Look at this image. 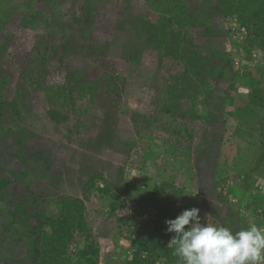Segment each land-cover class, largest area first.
Here are the masks:
<instances>
[{
    "label": "rangeland",
    "instance_id": "1",
    "mask_svg": "<svg viewBox=\"0 0 264 264\" xmlns=\"http://www.w3.org/2000/svg\"><path fill=\"white\" fill-rule=\"evenodd\" d=\"M94 1L95 8L90 10L84 8V0H56V7L50 10L49 4L37 0L32 7L26 0H0V10H5L0 12L3 25L0 27V95L15 103L13 111L8 107L7 113L1 112L0 106L5 128L0 133V176L8 174L7 168H24L14 156L19 139H24L26 154L31 155L25 182L11 178L5 202L0 201V264H25L26 261L28 252L23 232L6 231L3 226L14 202L30 205L34 199L25 193L26 183L37 193L44 208L56 212L61 208L57 198L82 197V186L89 175L94 171L103 173L113 190L125 195L126 203L118 215L108 217V203L101 194H95L86 202V215L100 249L98 264H110L112 255L117 259L114 264H119L125 254L120 247L128 244L127 239H121L122 245L112 255L110 250L121 238L122 231L129 232L130 217L142 211V205L134 200L171 186L177 196L182 195L177 202L178 211L197 207L203 220L218 224L230 216L233 204L238 203L235 191L242 189L243 184L233 171L235 162L228 158V146L219 145L223 135H226L224 140L234 137L244 140L240 156L256 157L254 171L264 161V144L256 150L255 120L247 117V110L238 108L241 98L258 84L262 57L256 52L240 64L244 75L237 78L234 86L229 87V76L221 79L217 64L223 63L228 55L233 56L235 46H230L227 23L216 9L218 0H186L191 15L208 21L205 27L193 24L166 27L184 35L183 45L214 61L209 62L203 81L210 82V91L215 96H207L205 105L200 101L203 95H195L200 102L192 107L194 113H209L207 122L188 114L192 104L185 98L179 101L178 107L186 115H179L178 122L156 117L160 107L173 102L166 87L181 93L187 86L176 83L175 78L183 75L184 68L174 60V55L170 56L178 53L181 45L174 39L168 49L159 47L158 36L164 28L157 23L150 1ZM32 8L48 11L47 18L55 22L48 25L40 20L35 27L22 26L21 21L33 13ZM37 34L46 37L43 47L47 59L39 65L34 62V71L29 69L30 73L22 77ZM68 70L86 72L90 81L104 76L117 78L119 93L101 82L96 95L93 90H88L86 95L75 90L78 111L68 107L64 111L67 120L56 123L49 109L58 97L55 85L64 81ZM186 84L191 86L190 82ZM226 97L233 101L231 105L225 102L226 109L237 111L238 117L223 108L213 109ZM240 120L245 123L241 124ZM8 128L13 132L22 128L23 131L17 135L7 133ZM177 128L184 135L177 133ZM185 132L193 137L188 140ZM246 161L242 160L244 166H248ZM259 171H256L253 190L264 186V172L259 174ZM224 177L228 178V187L216 186ZM225 195L230 197L229 203L223 200ZM245 196L246 203L249 195ZM30 209L33 211L31 206ZM259 209L257 215L261 213Z\"/></svg>",
    "mask_w": 264,
    "mask_h": 264
},
{
    "label": "trees",
    "instance_id": "2",
    "mask_svg": "<svg viewBox=\"0 0 264 264\" xmlns=\"http://www.w3.org/2000/svg\"><path fill=\"white\" fill-rule=\"evenodd\" d=\"M26 1H28V6L32 7V3L36 0ZM37 1L49 4L50 10L56 7V0ZM84 1L86 4L84 8H89L90 10L95 8L97 3L94 0ZM148 2L153 13L157 14V23L161 28H164L158 36L159 47L161 49H168L174 39L178 41V45H181L179 52H174L170 56L174 55L176 59H173L183 64L184 68L183 75L175 78L176 83L187 86V90L181 93H178L177 89L173 91L170 87H166V90L173 96V102L170 106L165 104L160 107V113L156 117H159L163 121L174 119L173 122H178L177 118L179 115H186L184 109L178 107L179 101L185 98L190 99L192 104L189 107L188 114L193 119L202 118L204 122H207L209 113H194L192 107H196L200 101L206 105L207 96H215L210 91L212 88L210 82L205 83L203 81L207 76L208 67L210 66L209 62L214 61H210L209 57L202 56L197 51H194V49H191L190 46L183 45L184 35L180 32H172L166 29V27L172 24H193L195 26L205 27L208 21H201L198 17L191 15V12L187 9L186 0H148ZM216 9L220 11L224 22L227 23L226 31L229 39L232 40L229 43L230 46H235L233 56L228 55L223 63H216L219 66L218 69L221 70V79L229 76V87L234 86L237 78L244 75V68H240V64L256 52L262 57L258 84L241 98L242 101L238 107L239 109L247 110V117L254 118L255 120L253 128L256 136L254 139L255 144L258 146L256 150H258L264 144V0H218ZM4 11L3 9L0 10L2 13ZM32 11V14L26 16L25 20L21 21L23 22L21 23L22 26L27 28L35 27L40 20L46 21L48 25L55 22L53 19L50 20L47 18L48 11L46 10L39 8L34 10L32 8ZM4 16L6 17V14ZM139 18L145 20V17ZM134 19L137 18L135 17ZM0 27H3V25L0 24ZM43 38L46 37L42 34L36 35L34 45L28 56V64L25 65V69L27 70L24 71L22 77L26 73H30L29 69L34 71L32 67L34 62L39 65L47 59L46 50L43 47ZM165 56L169 57V55H166V52ZM129 57L132 56L130 55ZM88 76L86 72L68 70L65 74L64 81L55 85L56 88L53 87L58 97L53 101V107L49 109V114L56 123L67 120L68 116L64 114V111L68 107H71L74 111H78V107L75 104L76 99L73 96L75 90H79L82 95H86L88 90H93V94L96 95L101 82L107 84L109 89L113 90L114 93H119L120 88L117 85V78L114 80L110 79V76H104L100 80L90 81ZM117 77L120 81L124 82L122 76L118 75ZM216 81L219 80H215L214 82ZM188 82H190L191 86L186 84ZM198 94L203 95L200 101L195 96ZM221 100L222 103L215 104L213 109L223 108L222 110H225L231 116L238 117L237 111L233 113L226 109L228 105L232 104V98L228 97L227 100L226 97ZM227 101L230 104L228 103L225 106V102ZM13 105L15 106L14 101H8L0 95L1 112L7 113L6 109L8 107L12 108ZM3 120L4 117L0 115V133L5 130L2 126ZM239 122L241 124L245 123L244 120L243 122L241 120ZM173 125L176 126L175 124ZM6 131L7 133L13 132L10 128L6 129ZM22 131L23 128L17 129L13 133L20 135ZM177 133L184 135V132L179 128H177ZM226 133L231 135L229 130H226ZM187 135L188 140L193 137L189 133ZM225 136L223 135V140L220 138L219 145L224 143L223 146H228V158L235 162L233 171L239 177V182L243 184L242 189L240 188V190L235 191L238 197V205H243L246 199L244 194H248L247 202H253L254 207L256 206L255 208L264 207V186L261 185V190L259 187L253 190L254 182H256V171L260 170L258 173L263 174L264 161L261 166L259 165L258 168L260 169L254 171L252 165L256 157H249L247 155L243 158L240 156L243 149L241 145L244 143V140L241 137L226 138L224 140ZM18 147L14 156L20 160L24 168L20 170L7 168L6 170L10 175L0 176V201L5 202L6 191L11 182V178H14L18 182H25V174L29 172L27 161L31 155L26 154L24 139L18 140ZM242 160H247L246 163H248V166H244ZM256 166L257 163L255 164ZM227 182L228 178L224 177L215 184L218 187H228ZM171 188V186H168V188L161 189L160 193L134 200L135 203L142 205V211H137L135 215L130 217V221L127 224L129 232L125 234L122 231L121 238L110 250V254L112 255L113 251H116L122 245L120 243L121 239H127L126 242L128 244L120 247L125 254H122V259L120 258L118 261L119 264H183L181 258L174 254V247L168 245L174 234L166 232L167 226L164 223L166 219H174L180 213L176 208L178 199L182 195L177 196ZM82 190V197L62 195L57 198L61 204V208L59 211L54 212L44 208L42 201H40L37 193L32 190L30 184H25V193L30 194L29 196L34 199L30 205L13 201L14 206L12 205L13 207L8 211V218L3 223L6 231L23 232L26 250L28 252L26 261L24 262L25 264H98L100 260V249L98 248V241L97 237H95L93 226L87 219L86 202L90 201L95 194H101L108 203L107 216L114 217L118 215V210L126 203V198L121 191H114L109 180L103 173L98 171H94L89 175L82 186ZM252 191L258 192L260 195L253 194ZM245 192H249L250 194ZM229 198L228 195H225L223 200L229 202ZM30 206L33 208V211H31ZM128 245L129 248H127ZM116 260L112 255L110 264H114L117 262Z\"/></svg>",
    "mask_w": 264,
    "mask_h": 264
},
{
    "label": "clouds",
    "instance_id": "3",
    "mask_svg": "<svg viewBox=\"0 0 264 264\" xmlns=\"http://www.w3.org/2000/svg\"><path fill=\"white\" fill-rule=\"evenodd\" d=\"M192 207L166 219L169 246L183 264H264V227L255 224L239 231L210 223Z\"/></svg>",
    "mask_w": 264,
    "mask_h": 264
},
{
    "label": "crops",
    "instance_id": "4",
    "mask_svg": "<svg viewBox=\"0 0 264 264\" xmlns=\"http://www.w3.org/2000/svg\"><path fill=\"white\" fill-rule=\"evenodd\" d=\"M252 193L259 194L258 192L254 191H252ZM219 203L222 205L226 204L223 201H220ZM255 207L254 205H250L249 202L245 203V201L243 202V205H238L237 203V206H234L233 204L232 209L230 210V216H226L224 217V219H221L220 224L226 227H230L233 231H239L241 229L248 228L252 224L264 227V207L263 209L262 207H259L260 209ZM257 209H259V211L261 212L258 215L255 212Z\"/></svg>",
    "mask_w": 264,
    "mask_h": 264
}]
</instances>
